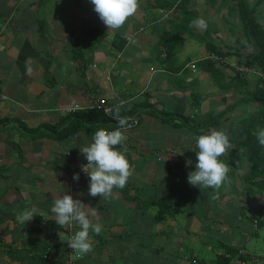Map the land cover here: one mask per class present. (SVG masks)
<instances>
[{"label": "crops", "instance_id": "crops-1", "mask_svg": "<svg viewBox=\"0 0 264 264\" xmlns=\"http://www.w3.org/2000/svg\"><path fill=\"white\" fill-rule=\"evenodd\" d=\"M176 1L139 0L137 12L108 31L90 0H0V264H66L69 256L75 264H190V256L212 263L222 244L254 254L248 244L264 226V198L247 185L239 133L258 106L246 101L260 75L241 77L235 67L263 55L264 38L251 36L234 0ZM252 15L264 36V1ZM200 17L207 30L190 26ZM234 20H243L237 34ZM191 40L197 48H185ZM212 46L225 63L207 60ZM90 94L138 120L116 146L127 149L132 175L108 199L88 194L86 173L71 181L88 163L79 148L98 127L86 122L63 135L73 116L67 109L87 105ZM237 100L245 103L218 115ZM214 129L229 136L219 157L228 178L200 189L187 181L195 137ZM70 192L96 208L93 222L102 225L89 232L88 254L69 255L51 212L53 194ZM33 208L32 220L17 221Z\"/></svg>", "mask_w": 264, "mask_h": 264}, {"label": "clouds", "instance_id": "clouds-1", "mask_svg": "<svg viewBox=\"0 0 264 264\" xmlns=\"http://www.w3.org/2000/svg\"><path fill=\"white\" fill-rule=\"evenodd\" d=\"M94 5V11L100 20L109 30H116L122 27L126 20L134 15L139 7V0H90ZM190 26L199 30H207V21L200 17L193 20ZM26 74L33 75L31 65L26 61ZM118 122L119 127L113 131L99 128L92 136L91 143L80 149L88 163L82 165V170L90 177L89 195L100 196L108 199L114 188L123 189L129 177L132 175L131 166L126 159L124 152L117 150V145L124 141L125 137L121 131L128 126V117H121L120 107L117 106L114 112H109ZM256 138L261 146H264V129H259ZM196 162L195 170L189 172L187 181L190 185L201 188L219 189L226 181L229 166L223 163L219 157L231 147L229 136L223 130H211L207 134L195 137ZM191 164L192 161L186 162ZM73 179L78 181L79 175L74 174ZM53 206L51 212L55 214V223L60 228L67 227L71 230L74 223L79 225L80 230L71 235L68 246L81 254H88L93 251V245L89 238L90 230L99 234L102 225L93 222L94 217L98 218L95 207L83 203L79 199L67 193L53 194ZM36 209L24 210L18 213L16 219L25 224L35 216Z\"/></svg>", "mask_w": 264, "mask_h": 264}, {"label": "trees", "instance_id": "trees-1", "mask_svg": "<svg viewBox=\"0 0 264 264\" xmlns=\"http://www.w3.org/2000/svg\"><path fill=\"white\" fill-rule=\"evenodd\" d=\"M179 1L178 3H176ZM175 4H173L174 7L177 6H184V3H186L189 0H177ZM240 3L242 5L241 8V15L243 16V19H247L246 17H249V19L246 21V27H248V24H251L250 29H248V32L251 34L252 37L258 39L261 36V40H263L264 36L261 35L257 29L260 26L257 23V19L255 15H252L255 9L264 1V0H254V2H249L248 0H234V2ZM213 3H215V0H213ZM252 3L251 5H249ZM172 6V7H173ZM248 6L250 8H248ZM162 7V6H160ZM248 14V15H247ZM247 15V16H246ZM253 25V27H252ZM255 25V27H254ZM261 27V26H260ZM213 50L211 53H209L207 60H210L211 62L214 60L218 64H223L225 61L220 60L218 57H221L224 59V55L222 54V48L212 46ZM264 55V54H263ZM263 55L257 56V57H247L244 62V64H237L236 65V72L239 76L243 77V73H252V72H243L237 69V66L244 65L247 67L253 68L255 73L259 74L257 82L255 83V86L249 91V100L246 102H252L257 103L258 106L256 108H253V110L250 112V114L242 120V130L239 133V142L241 146L245 148L246 151V158L247 161H249L250 168L246 175L247 179V185L252 187L253 192H258L262 195L264 198V146H261L258 143V140L256 138V133L259 129H264V58ZM259 68L261 71L256 70V68ZM241 72V73H240ZM243 91V90H242ZM245 103L244 100H237L236 102L226 106L222 112L218 115H223L227 113L228 111L233 110L236 108L239 104ZM114 112V110L112 111ZM69 114L73 115L70 122L66 125V128L63 130V135L72 133L76 128H78L81 124H84L86 122L95 125L99 128H115L119 127L118 122L113 118V115L105 114L102 110L96 109V108H88L86 105L76 111L69 112ZM121 117H128V124H131L130 126L135 125L138 120H136V115H121ZM135 118V122L133 119ZM208 120L204 121L202 125H205ZM128 127V126H126ZM125 129V128H124ZM259 219H256L254 221V228L257 231L260 224ZM264 225V222L261 224V226ZM254 230V231H255ZM255 234V233H253ZM66 245V243H65ZM221 247L223 250H221L217 255H215L213 258L212 263L203 261L195 256H190V264H192L193 260H197L201 264H249L248 261L251 260V255L246 251L245 248H234L227 244H222ZM257 257L256 261L257 264ZM232 260L234 262L232 263ZM260 264H264V262H261Z\"/></svg>", "mask_w": 264, "mask_h": 264}, {"label": "built area", "instance_id": "built-area-1", "mask_svg": "<svg viewBox=\"0 0 264 264\" xmlns=\"http://www.w3.org/2000/svg\"><path fill=\"white\" fill-rule=\"evenodd\" d=\"M220 60H223L224 61V59H222L221 57H218ZM237 69L238 70H240V71H243V72H254L255 70L253 69V68H251V67H247V66H242V65H240V66H237ZM260 74V73H259ZM87 98H88V103H87V107L88 108H96V109H100V110H102L105 114H108L109 112H112L113 111V108H114V105H112V104H109V103H107V102H105L104 101V99H102V98H97V97H95L93 94H90L89 96H87ZM82 107H84L83 105H79V104H74L73 106H71L70 108H68L67 109V111H68V113L69 112H72V111H76V110H78V109H80V108H82ZM133 121L135 122L136 120H135V118L133 119ZM131 124H128V126H130ZM118 127H115V128H108V129H105V130H107V131H113V130H116ZM121 131H122V129H121ZM74 174H78L79 175V177L80 176H84L85 175V172L82 170V167L81 168H79L76 172H74L72 175H71V181L73 182V183H76V182H79V180L78 181H76V180H74L73 179V175ZM67 194H69V195H71L72 197H73V195L71 194V192L70 193H67ZM73 199H75L74 197H73ZM65 230H66V232H67V240H66V249H67V252L69 253V255L73 252V250L68 246V241H69V239H70V237H71V235H73L74 233H75V230H76V227H75V224H73V226H72V228H71V230L70 229H68L67 227H65ZM251 260H256V257L254 256V255H251ZM66 264H75V260L72 258V256H69L68 257V261L66 262ZM192 264H201L200 262H198L197 260H193L192 261Z\"/></svg>", "mask_w": 264, "mask_h": 264}, {"label": "rangeland", "instance_id": "rangeland-1", "mask_svg": "<svg viewBox=\"0 0 264 264\" xmlns=\"http://www.w3.org/2000/svg\"><path fill=\"white\" fill-rule=\"evenodd\" d=\"M224 24H227V21L225 20H222ZM231 20H228V23L230 22ZM233 24L236 26L235 28H231L230 24V29L235 32V34H237L240 30H244V25H243V20L240 21H233ZM246 44H249L248 42H246ZM198 44H194L193 40L189 42H186L185 44V48L187 47H191V48H197ZM200 46V44H199ZM67 233V232H66ZM68 235V234H67ZM66 240H67V236H66ZM252 242L250 244H248V247L250 248L249 250L250 251H253L254 252V256H256L258 259H257V264H260L261 262H264V226H262L261 228V232L258 234V235H255V237H252L251 238ZM221 250H223V248L221 246H217V251L220 252ZM213 257L215 255H212ZM249 264H254L256 263V261H252V260H249L248 261Z\"/></svg>", "mask_w": 264, "mask_h": 264}]
</instances>
